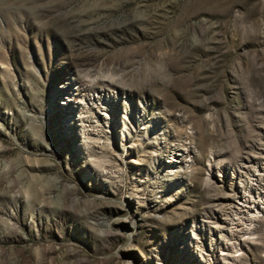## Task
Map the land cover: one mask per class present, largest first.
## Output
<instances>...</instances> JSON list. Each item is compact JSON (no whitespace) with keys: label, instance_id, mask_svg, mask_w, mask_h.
I'll return each instance as SVG.
<instances>
[{"label":"rangeland","instance_id":"obj_1","mask_svg":"<svg viewBox=\"0 0 264 264\" xmlns=\"http://www.w3.org/2000/svg\"><path fill=\"white\" fill-rule=\"evenodd\" d=\"M0 264H264V0H0Z\"/></svg>","mask_w":264,"mask_h":264}]
</instances>
